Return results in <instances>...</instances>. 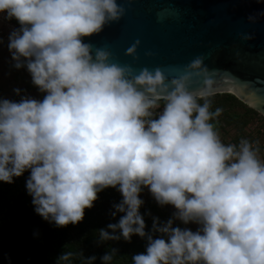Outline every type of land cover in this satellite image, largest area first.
<instances>
[{
  "label": "clouds",
  "instance_id": "9594fccd",
  "mask_svg": "<svg viewBox=\"0 0 264 264\" xmlns=\"http://www.w3.org/2000/svg\"><path fill=\"white\" fill-rule=\"evenodd\" d=\"M124 12L117 0H0L2 19L19 25L8 36L13 67H25L44 94L0 99V182L29 172L34 211L55 227L81 222L97 194L115 188L122 199L110 215H124L99 229L96 242L146 238L131 264H264V159L247 139L221 141L210 122L222 111H210V79L188 89L192 71L202 74V58L172 78L169 90L159 68L134 74L109 62L104 48L93 54L83 38ZM145 188L158 205L175 209L167 221L152 217L147 233L139 211ZM115 254L111 248L101 264ZM71 258L63 253L56 264ZM96 259L83 256L81 264Z\"/></svg>",
  "mask_w": 264,
  "mask_h": 264
},
{
  "label": "water",
  "instance_id": "95a60500",
  "mask_svg": "<svg viewBox=\"0 0 264 264\" xmlns=\"http://www.w3.org/2000/svg\"><path fill=\"white\" fill-rule=\"evenodd\" d=\"M124 15L102 32L83 38L111 53L109 62L129 65L134 74L159 68L170 80L192 71L190 91L212 81L211 95L230 93L264 116V0H117ZM257 16L255 22L248 16ZM250 35L251 39H243ZM134 54L127 49L136 44Z\"/></svg>",
  "mask_w": 264,
  "mask_h": 264
},
{
  "label": "trees",
  "instance_id": "16d2710c",
  "mask_svg": "<svg viewBox=\"0 0 264 264\" xmlns=\"http://www.w3.org/2000/svg\"><path fill=\"white\" fill-rule=\"evenodd\" d=\"M0 41L7 46L8 39L0 37ZM16 96V100L21 99V96ZM208 99L211 101L210 111L214 112L216 108L222 110L221 114L212 120L222 118V121L228 124L231 123L230 116L238 118L240 108L243 107L241 120L235 122L243 131L259 114L230 93L210 95ZM234 139L240 141L244 138L237 136ZM248 141H257V138L253 137ZM261 148L260 144L259 151ZM28 175L29 172L26 171L22 176L14 178L11 184L0 182V264H8L9 259L11 264H56L57 258L63 253L72 254L67 264H81L83 256L93 255L97 257L94 264H101L100 257L111 248L117 249L112 264H131L132 255L145 250L146 238L138 235H133L130 242L123 238L99 245L96 242L99 229L106 228L109 223H117L124 215H110L114 210L112 205L122 199L115 188L109 187L99 192L93 207L85 209L81 222L55 227L34 211L31 197L25 187ZM139 211L145 220L146 233L152 228V217H158L161 222L167 221L154 201H144ZM159 235L154 233L153 237L158 238Z\"/></svg>",
  "mask_w": 264,
  "mask_h": 264
},
{
  "label": "rangeland",
  "instance_id": "374dc122",
  "mask_svg": "<svg viewBox=\"0 0 264 264\" xmlns=\"http://www.w3.org/2000/svg\"><path fill=\"white\" fill-rule=\"evenodd\" d=\"M13 63L14 62L12 61L11 54L8 51L7 46L0 43V99H8L10 101L19 102V99L16 100V95H19L21 97H32L38 100L43 99L44 94L40 93L37 87L32 84L31 76L28 73L27 69L25 67L16 69L13 67ZM14 89H19L20 93L17 94ZM239 112L240 114L243 113V107L240 108ZM240 114L238 118L230 116L229 119L231 120V123L229 124L224 120L222 121V118H218L210 122L213 124L214 130L218 133L220 138H234L237 136H242V138L249 140L253 137H256L257 141H255V146L253 147L257 149L258 156L264 159V133L261 134L258 128H255L253 126H248V128L243 131L240 126L236 124L238 123V120H241ZM252 122L257 123L259 127H262L264 126V116L259 113ZM248 130H251V132H249ZM260 144L262 146L261 151H259ZM140 198L143 201H154L155 203H157L150 195L147 188H145L144 191L140 194ZM158 207L167 220L171 218L172 213L175 211V209L171 205H158ZM173 226L188 227L193 231H195L197 227V225L191 223L189 225H183L180 221H174Z\"/></svg>",
  "mask_w": 264,
  "mask_h": 264
},
{
  "label": "built area",
  "instance_id": "2783aa9c",
  "mask_svg": "<svg viewBox=\"0 0 264 264\" xmlns=\"http://www.w3.org/2000/svg\"><path fill=\"white\" fill-rule=\"evenodd\" d=\"M2 15L0 14V37L4 38V39H8V36L10 34V32L14 29V28H18L19 25L17 24V22L13 19L11 21H6L4 19H2ZM163 103V102H161ZM252 122L250 123L248 126H253L255 128H258V130L260 131V133H264V126L259 127L257 123ZM249 132H251V130H248ZM221 141L225 144H238L239 141L235 140L232 137H223L220 138ZM253 146H255V141L251 142ZM263 146H264V142H263ZM262 159V158H261Z\"/></svg>",
  "mask_w": 264,
  "mask_h": 264
},
{
  "label": "crops",
  "instance_id": "0c3cea01",
  "mask_svg": "<svg viewBox=\"0 0 264 264\" xmlns=\"http://www.w3.org/2000/svg\"><path fill=\"white\" fill-rule=\"evenodd\" d=\"M260 158V157H259Z\"/></svg>",
  "mask_w": 264,
  "mask_h": 264
}]
</instances>
